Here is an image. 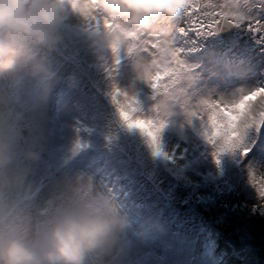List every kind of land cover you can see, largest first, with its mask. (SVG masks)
<instances>
[{"label":"clouds","instance_id":"9594fccd","mask_svg":"<svg viewBox=\"0 0 264 264\" xmlns=\"http://www.w3.org/2000/svg\"><path fill=\"white\" fill-rule=\"evenodd\" d=\"M187 4L0 0V264H134L133 250L146 238L145 229L90 176L65 178L42 193L37 172L46 139L30 127L23 101L47 99L58 79L49 54L62 45L70 18L87 28L98 52L117 55L121 49L137 51L143 45L140 36L155 20L171 21ZM252 4L223 0L219 5L227 17L242 23ZM174 52L171 39H159L141 60L143 72H167ZM195 85L190 69L181 73L178 82L158 96L156 114L187 111ZM202 131L205 135L211 130L205 126Z\"/></svg>","mask_w":264,"mask_h":264},{"label":"rangeland","instance_id":"374dc122","mask_svg":"<svg viewBox=\"0 0 264 264\" xmlns=\"http://www.w3.org/2000/svg\"><path fill=\"white\" fill-rule=\"evenodd\" d=\"M179 19L183 22L179 23ZM168 22L171 23V21ZM75 25H80V27H75ZM240 25L236 26L235 38L231 43L221 40L218 32L219 25L212 34L198 35L193 31H187L186 34L181 33V28L187 29L189 26L185 11L173 19L172 26L166 27L165 24V27H161L164 28L165 34L176 30L172 36L165 38L171 39L174 47L181 50L180 59L196 78V85L192 89V99L187 111L175 110L166 117H161L154 110L157 95L150 93L151 83L141 67V60L147 56V52L141 48L131 53L121 49L117 55L110 52H98L91 45L87 28L79 19L70 18L64 30L63 44L66 50L59 46L55 52L49 54V61L54 69L62 58L67 57L73 62L67 60V63L71 62V65L65 69V78L61 77L64 78V84L57 89V84L54 83L44 101L31 97H26L23 101L30 127L46 139L47 151L38 165L37 172L43 185L42 193H46L49 187L65 178L78 175L90 176L103 191L114 198L135 224L143 225L145 221L147 225L140 211L134 208L131 199L126 195L127 192L131 193L130 183L135 169L131 167L130 161L125 162L124 159L115 156L113 140H109L108 131L114 132V124H117L122 134L130 135L132 131L134 137L141 138L143 152L151 155L150 159L139 160L142 166L147 162L156 165L152 155L155 152L149 139L139 129L128 126L125 129L122 128V125L126 123L119 115L118 104L114 102L113 95L118 93L117 98L121 101L125 96L134 100L139 110L138 119L151 118L160 121L158 125L159 146L167 147V143L176 141L187 146H200L206 152L207 147L213 144H209L202 131L207 124L205 102L231 104L238 101L251 88L250 85L232 80L230 67L225 59L232 56H245L250 52L246 49L256 45L249 33H243V26L240 27ZM151 26L155 27L154 29L159 28V24L156 23H152ZM69 37L75 42H71ZM157 38L164 37L156 32L145 30L140 36L139 43L143 44L148 40L155 42ZM77 53L80 56L79 60ZM248 60L246 58V62ZM258 64L252 65V71L255 72L256 69L257 72L260 71L261 61ZM239 71L237 74L243 73V70ZM89 80L93 82L94 90H91ZM163 82L166 83L167 80ZM119 90H125L126 94L120 93ZM64 93H66L65 96H63ZM101 98H105L107 106L105 104L104 106L108 107V111L114 110L115 114L101 110L99 106ZM201 116L205 118L201 120ZM254 124L258 126L248 128L242 137L243 140L248 141L253 133L252 139L254 140L261 141V138H264V130H262L264 123L255 121ZM117 137H119L118 134ZM194 137L196 142L192 141ZM189 138L191 142H188ZM130 152L134 157L138 154L132 150ZM163 152L161 150L155 154L166 160L167 153L164 152L165 154L162 155ZM262 160L264 161L263 155ZM107 170L111 172V176L105 175ZM244 181L246 182L243 184ZM244 181L241 186L242 190L243 188L249 190L252 186L249 190L252 191L254 185H251L253 183L250 177ZM254 189L251 196H259L256 187ZM176 199L178 200V196ZM255 200L258 202L257 205L263 203L259 210L263 212L264 199L255 198ZM151 208L157 215L162 212L161 207ZM174 213V210L171 211V216ZM260 215L264 220V214ZM158 218L154 220L155 223H149V226L152 225L156 230L155 236L148 234L149 228L143 225L146 238L143 242L135 244L134 264H264V233L256 229L248 231L249 233L244 232L243 238L238 239L239 242L234 248L226 246V243H224L225 247L218 243L220 239L218 235H215L217 232L214 230L209 231L213 240L211 239L202 246L198 244L194 247L193 243L185 238L177 241V237L172 238V234H163L167 231L159 232L162 226ZM160 234L163 235L160 236ZM224 241L226 242L225 239ZM221 250L227 254L223 255L219 252Z\"/></svg>","mask_w":264,"mask_h":264},{"label":"trees","instance_id":"16d2710c","mask_svg":"<svg viewBox=\"0 0 264 264\" xmlns=\"http://www.w3.org/2000/svg\"><path fill=\"white\" fill-rule=\"evenodd\" d=\"M201 2H206V0H201ZM213 2L220 4L223 0H213ZM252 3L253 11L240 27L243 26V33H249L251 40L256 45L248 47L246 50L250 52L245 56L228 57L232 80L251 86L250 91L244 93L243 96L257 89H264V31H252L248 28L249 21L255 23L259 19L261 23H264V3L262 0H252ZM188 19L190 18L188 17ZM182 22L183 20L180 19L179 23ZM75 27L79 28L80 25H75ZM69 40L75 42L71 37ZM205 41L208 40L205 39ZM60 47L65 49L63 43ZM79 58L80 56L78 60ZM246 58L249 59L248 62H246ZM61 60L65 73L66 67H70L72 61L67 57ZM67 60L71 62L67 63ZM260 61V71L257 72V69L255 72L252 71V65L258 64ZM239 70H243V73L237 74L240 72ZM89 84H91V90H94L95 87L91 80H89ZM119 92L126 94L125 90H119ZM104 104L107 106L105 98H101L99 105L101 110L108 111V107H105ZM113 111H110L112 115L115 114ZM116 125L114 124V132L108 131L109 140H113L115 156L124 159L125 162L130 161L131 167L135 169L130 183L131 193L127 192L126 195L136 206V210L140 211L143 220H146L147 225L145 221H143V225L149 228L148 234L155 236L156 230L152 225L149 226V223H155L154 220L159 216L158 219L162 226L159 232L165 230L167 232L163 234H172V238L176 239L177 237V241L180 238H185L192 242L194 247L198 244L202 246L211 239L213 240V236L209 232L211 230L217 232L215 235H218V239H220L217 241L218 243L224 247V243H226V246L228 245L230 248L237 246L238 239L243 238L244 232L256 229L260 233H264L262 230L264 229V220L260 215L264 214V211L259 212L263 203L257 205L258 202L255 200V198L261 199V197L251 196L252 191L255 190L253 187V190L249 191L252 186L249 187V190L241 188L246 182L244 180L249 179L250 172L256 173L257 182H260L261 177L264 176L263 137L261 141L254 140L252 139L253 133L248 141L242 139L234 150L223 152L219 151V145H215L216 147L209 145L205 152L200 146H187L184 143L173 141L167 143V147L159 146V151L163 150L167 153L166 160L155 152L152 155L156 165L147 162L142 166L139 160L150 159L151 155L143 152L141 138L134 137L132 131H130V135L122 134ZM125 127L127 128L126 124L122 125L123 129ZM192 141L196 142L195 137L192 138ZM188 142H191V138ZM245 147L249 149V153L247 156H242L241 151ZM130 150L138 154L134 157ZM164 152L162 155L165 154ZM214 153L219 154L214 156ZM131 159L134 160L131 161ZM155 206L162 208L159 215L154 213L151 208ZM173 210L175 213L171 216L170 213ZM219 252L223 255L227 254L224 250Z\"/></svg>","mask_w":264,"mask_h":264},{"label":"snow or ice","instance_id":"6c2138e0","mask_svg":"<svg viewBox=\"0 0 264 264\" xmlns=\"http://www.w3.org/2000/svg\"><path fill=\"white\" fill-rule=\"evenodd\" d=\"M253 4L250 11H253ZM189 19V26L187 29L181 28L180 31L186 34L187 31H193L199 34H212L217 29V26L228 18L231 22L237 26L241 22H237L234 19L227 17L219 4L213 2V0H188L187 7L184 9ZM248 28L252 31H264V23H261L259 19L253 23L249 21ZM159 38L152 41H145L141 47V50L148 52L157 46ZM181 50L175 48L174 60L170 65V68L165 73H147L146 76L151 83L152 88L156 91L158 96L167 88L175 85L180 77V74L187 70L183 61L180 59ZM167 82H163L164 80ZM119 94L113 95V100L118 104L119 115L124 123L129 128L135 127L140 129L145 135L149 137V143L153 147L154 152L159 151L158 143V125L160 121L158 119H138V108L136 102L127 96L123 101L117 98ZM207 109L206 119L207 129L205 135L209 143L219 145V151L234 150L242 140L246 130L255 125V121L264 123V89H257L248 95L242 96L238 101L231 104L220 103H207L205 102ZM155 111L157 108L155 106ZM205 117L201 116L203 120ZM249 153L248 148H243L241 151L242 156H247ZM219 153H214L216 156ZM250 179L254 187L257 189L258 195L261 199H264V176L261 177L260 182L256 180V173L250 172Z\"/></svg>","mask_w":264,"mask_h":264},{"label":"water","instance_id":"95a60500","mask_svg":"<svg viewBox=\"0 0 264 264\" xmlns=\"http://www.w3.org/2000/svg\"><path fill=\"white\" fill-rule=\"evenodd\" d=\"M236 24L226 18L218 26V32L223 41L231 43L235 38Z\"/></svg>","mask_w":264,"mask_h":264}]
</instances>
